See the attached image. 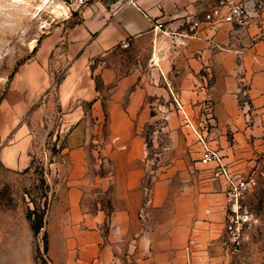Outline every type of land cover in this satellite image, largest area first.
I'll return each instance as SVG.
<instances>
[{
  "label": "crops",
  "instance_id": "crops-1",
  "mask_svg": "<svg viewBox=\"0 0 264 264\" xmlns=\"http://www.w3.org/2000/svg\"><path fill=\"white\" fill-rule=\"evenodd\" d=\"M214 1L134 0L118 6L122 0H90L76 21L43 34L16 73L11 85L20 101L16 108L32 107V112L26 122L13 120L17 125L13 139L0 147V166L27 168L30 124L33 128L39 118L43 123L53 110L59 118L53 137L63 146L51 165L60 176L42 227L52 264H195L189 246L192 219L176 206L167 184L143 182L145 142L135 125L143 121L138 114L146 93L155 88V76L166 84L171 106L209 109L210 119L225 125L262 124L264 21L241 27L211 22L208 8ZM192 15L202 19V27L184 45L169 39V50L151 49L147 76L135 67L117 74L104 66L99 76L106 89L96 87L90 64L97 55L125 39L140 42L154 32L156 21L180 28ZM60 69L63 75L53 86ZM40 94L44 97L37 101ZM92 118L107 125L99 146L88 131ZM144 197L150 206H142ZM220 204L223 225L224 199ZM30 255L25 248L21 263L11 256L8 264H33Z\"/></svg>",
  "mask_w": 264,
  "mask_h": 264
},
{
  "label": "rangeland",
  "instance_id": "rangeland-1",
  "mask_svg": "<svg viewBox=\"0 0 264 264\" xmlns=\"http://www.w3.org/2000/svg\"><path fill=\"white\" fill-rule=\"evenodd\" d=\"M77 12L66 0H0V147L13 139L17 125L12 124L13 120L26 122L32 112V107L16 108L20 101L11 89L16 73L23 68L36 41L54 26L76 21ZM261 20L264 21V14ZM171 46L166 34L151 32L142 36L140 42H130L127 47L119 45L97 55L90 64L96 87L106 89L99 76L104 66L115 68L117 74L128 73L135 67L147 76L151 49L167 51ZM62 75L63 70L56 72L53 86ZM154 78L155 88L146 93L138 114L143 121L135 125L145 142L141 158L145 171L143 182L154 180L167 184L178 200L176 206L192 219L189 246L194 251L195 264H264V188L257 187L246 197V206L254 220L241 251L234 255L224 252L218 243L223 226L220 201L224 199L219 175L213 164L200 161L201 144L183 112L193 126L204 131L223 161L243 174L264 169V117L262 124L248 120L235 126L225 125V120L214 122L209 109L195 112L171 106L166 84L158 76ZM37 120L32 123L33 128L30 124L33 135L30 165L23 169L0 166V264H8L11 256L21 263L25 248L33 264H52L45 254L46 235L42 227L44 212L60 176L57 165L51 163L61 154L63 144L53 137L59 121L55 110L50 118H42L43 123L41 118ZM88 122V131L98 139L94 144L101 145V138L108 133L105 120L92 118ZM144 198L142 206H150V199ZM29 210L33 211L31 218L35 222L42 220L37 232L26 216Z\"/></svg>",
  "mask_w": 264,
  "mask_h": 264
},
{
  "label": "built area",
  "instance_id": "built-area-1",
  "mask_svg": "<svg viewBox=\"0 0 264 264\" xmlns=\"http://www.w3.org/2000/svg\"><path fill=\"white\" fill-rule=\"evenodd\" d=\"M72 9L79 10L90 0H66ZM134 0H122L118 6L133 3ZM264 14V0H215L208 8L209 21L228 22L234 26H245L251 22L260 23ZM202 19L197 15L189 16L180 28L166 26L162 21L153 24L154 32L166 34L173 44L184 45L202 27ZM128 40L120 42L127 47ZM185 121L190 124L201 144L199 159L202 163L213 164L215 173L221 178L224 193L223 226L218 238L221 249L228 254H238L248 237L249 228L254 220L246 206V197L257 187L264 188V169L259 172L243 174L230 168L216 148H213L204 131L191 124L188 115L183 112Z\"/></svg>",
  "mask_w": 264,
  "mask_h": 264
},
{
  "label": "trees",
  "instance_id": "trees-1",
  "mask_svg": "<svg viewBox=\"0 0 264 264\" xmlns=\"http://www.w3.org/2000/svg\"><path fill=\"white\" fill-rule=\"evenodd\" d=\"M33 213L32 210H29L26 214L27 218L30 220L31 223V227L33 229L34 232H37L40 227L42 226V220H38V222H35L32 218H31V214Z\"/></svg>",
  "mask_w": 264,
  "mask_h": 264
}]
</instances>
